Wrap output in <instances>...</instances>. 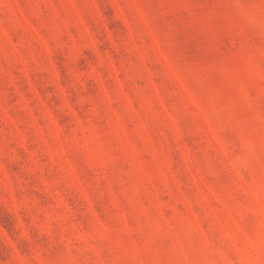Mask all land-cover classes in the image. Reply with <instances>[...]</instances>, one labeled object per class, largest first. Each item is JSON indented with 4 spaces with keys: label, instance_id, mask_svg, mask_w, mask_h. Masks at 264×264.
<instances>
[{
    "label": "rangeland",
    "instance_id": "rangeland-1",
    "mask_svg": "<svg viewBox=\"0 0 264 264\" xmlns=\"http://www.w3.org/2000/svg\"><path fill=\"white\" fill-rule=\"evenodd\" d=\"M0 264H264V0H0Z\"/></svg>",
    "mask_w": 264,
    "mask_h": 264
}]
</instances>
